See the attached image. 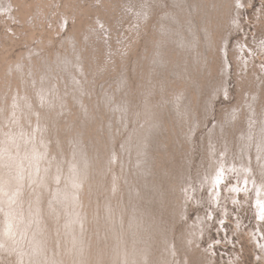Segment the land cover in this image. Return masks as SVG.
Returning a JSON list of instances; mask_svg holds the SVG:
<instances>
[{"label":"rangeland","instance_id":"374dc122","mask_svg":"<svg viewBox=\"0 0 264 264\" xmlns=\"http://www.w3.org/2000/svg\"><path fill=\"white\" fill-rule=\"evenodd\" d=\"M163 1L164 4L160 5L157 0H1L0 162L6 163V166H10L12 169L13 162H17L20 158L26 162H28L26 156H32L33 158H30L31 160L33 159V161L36 159L35 157L38 156V154L34 155L35 157L33 156L35 149H33L34 151L30 154L32 147L35 148L37 146L36 151L39 150L38 146L43 149L44 155L42 154L40 158H37L40 159V162L42 161L41 158H46V160L44 159V162L42 161L40 164H45L44 167H42V171L47 170L48 174L41 180L43 188L39 186L38 189L44 191L41 206L42 210H45L46 230H48L49 233V237H47V242L49 243L47 249L49 251L47 250V252L53 255V250H51L50 247H53L58 252L60 248L59 245H61V243H58L60 235L63 234L66 229L64 226L65 224L62 225V214H58L57 211L52 209L53 206L51 202H53L55 206L58 205L59 208V203L54 201L55 194L58 193V189H61L67 182L70 172L74 170L72 165L75 163V160L81 159L80 161L82 162V157L87 160L89 159L88 161L91 163V169L89 170L91 171H87V173L89 172V176H87L88 178L86 179L88 182L86 180L85 182L83 181L84 186L81 188L82 190L80 192L81 203L80 206L78 205V207H81V211L86 217V232L89 233L90 241H95L94 245L96 246V249L92 251V258L91 260L89 259V264H100L101 262L102 264H113V241L111 235L114 233V226L117 222V226L120 227L121 218L119 216V209L122 207V210L125 212L124 221L126 222V232H129L132 215L131 207L133 205L130 186L133 180L128 182L127 175H133V171L136 168L134 165L127 167L125 169V178H120L123 167L118 163L114 165L113 162H107L109 151L111 150V153L115 151L120 157L124 154L123 146L126 141H129L134 132H137V127L140 124V111L142 114L144 113L146 102L155 110L161 108L168 114L169 112L173 113L171 111L172 108H169L170 105H172L173 99H178L179 101L184 100L182 105L188 106L190 111L182 112V114L184 113L187 116V122H184L182 125L183 130H181V128L179 129L178 122L175 120L173 114L169 113L164 120L162 119L167 129L165 135L168 138L165 143L168 150L166 152V149H164L167 156L165 155L163 158L160 154L156 153L157 170L164 167L165 171L162 178H160L158 174H156L155 178L157 177L156 180L158 182L162 181L161 188L162 191L164 189L165 195L167 196L164 195L166 199L156 201L153 204L156 218L159 220L162 229H158L156 241L153 243V246H151L153 249L151 253L152 257H150L152 259L151 264H174L178 261H184L187 255L190 264H207L206 262L214 256L212 251H215L216 255L215 258L217 263L215 262V264H264V261L258 257L260 250L256 247L257 245L253 243L251 236L248 235L253 229L258 232L260 224V227H262L261 229H264V222L260 221L261 219L256 212V205L253 201V198L258 193L257 190L252 191L254 187H251L249 192L251 197L241 192L239 196L240 202L236 201L234 203L230 197H228V194L232 196V192L227 193L224 189V196L228 197V202L226 203L223 200L219 202L218 205L215 204L216 206H214V203L210 202L212 192L208 184H203L205 178L202 179V190L197 191L199 193L196 194L192 192L193 195H191L193 197L191 195V198H189L190 196L188 197V205H185L184 201H186V195L183 190L186 187L183 179L190 182V178L192 177V183L196 180L194 186L199 190L201 187L199 177L201 175H203L202 177L209 176L212 171H215V168H212L214 159L211 157L213 151L211 149V137L209 135L210 132L214 130L217 132V152L219 154L221 151L224 153L226 151L228 154V163L235 161L240 165L241 161H245L246 159L245 153H243L244 155L242 156L240 147L242 145L249 146V144L253 147L251 156L253 157L252 165L254 167L255 176L260 183L264 181V175L261 174L263 164L260 163L261 158L258 151L259 147H263L262 141L264 140V68H262L264 66V55L258 48L259 45L264 42V0H252V4H249L250 0H245L247 8L241 11V20L244 30L235 32L236 27L234 28L233 23L230 25L229 17L235 14V5H232V8L229 10L222 7L221 11L218 13H212L213 16L211 15V17L209 13L206 15L208 16L207 19H209V28L213 26L211 35H213L212 41L214 49L210 51V49H206L202 45L201 50L199 49V53L195 54L196 58L203 60L206 58V65L201 67L202 62L201 64H199L200 61L197 62L198 60L194 62L200 69L201 76L199 77V75H197V79L199 80L198 83H196V81L192 83L188 79L190 86L184 81H179L177 79L171 80L169 76L170 71L167 66H163L161 62L163 55L162 52L158 50L166 52L168 51L167 49H169L168 52H170L171 55L174 53L173 56H170L172 59L176 58V63L173 65V69L176 71L190 68L188 67L189 62L194 59L192 55L187 56L183 50L182 53L179 54L176 51L179 49V45L173 38L176 35L178 36V33H176L178 30L185 33L187 29L184 28V26L181 27L178 25V21L175 19L172 23L174 26H172L170 23V18L172 17L168 18V15H171L170 13L172 12L174 13L173 15H179L180 13V15H182L181 9L174 5L172 0ZM147 2L152 4L150 11H152L151 15L153 16L148 17L145 23H143L144 21L142 22V29L138 23L136 11L143 4L146 7ZM221 4L223 6V2H221ZM5 8L6 10H4ZM160 23L162 24L160 25ZM168 26L171 27V31L168 29ZM220 27L222 28L220 29ZM214 28L216 29L214 30ZM223 29L224 31H222ZM166 31L171 33V38L173 40H168L166 38L164 34ZM139 32L142 33L139 34ZM231 32L233 35L229 41L228 48H230L231 51L229 60L232 67L230 69L231 76L227 80L230 95L229 97H225L223 93L219 95V97L215 99L212 109L209 111V116L205 111L208 112L207 108H209V102L214 100L212 94L213 88L218 86L223 80V39L227 33L230 34ZM239 42L242 44L247 43L255 51L252 57V54L246 50V62L249 64L248 67L240 64L239 59H237L238 52L235 48ZM157 45H160V47ZM167 45L168 48L166 47ZM172 47L174 50H172ZM206 51H208V54ZM201 55L202 57H200ZM153 57H158L159 60L156 62L152 61ZM185 58L186 63H183L182 61H184ZM34 63L36 64L35 66ZM143 63L145 65H143ZM140 68L141 70L139 71ZM61 71L62 73H60ZM55 74L59 77L57 78ZM64 77L66 80H64ZM124 77L128 85L125 92L124 90L121 91L119 86L120 80ZM54 80L61 83H57ZM103 80L104 82H102ZM47 85L51 86V88ZM66 86L68 90L65 88ZM199 87L202 91H200L201 89ZM193 88L195 89L193 90ZM51 89H53V91H50ZM55 89L57 90L56 92L54 91ZM59 91H61V97L59 96ZM147 91L149 93L145 94ZM189 91L191 92L189 93ZM12 93H14V95ZM34 93L36 94L34 95ZM64 93H66V95ZM154 93H156V95ZM178 93L180 94L179 97L174 98L173 95ZM106 94L107 96H105ZM48 95L49 97H54L53 99L57 97L56 100H54L55 102L51 100L52 97L48 98ZM63 95H65V97ZM208 98L211 99L209 100ZM149 99H152V101ZM165 99H168V101ZM190 99V103L187 102V100ZM80 100L83 101L81 102ZM123 102L130 104L131 109H134H132L131 123H128L126 126H123L122 116H120V113H122L120 106ZM110 104L112 106H109ZM64 105L67 106L66 109H64ZM114 105H117V107L115 108ZM38 106L39 108H37ZM192 107H195L193 108L194 110L191 109ZM49 108L51 110H49ZM43 109H45V111ZM84 109H88V112L85 113L87 110ZM92 109L94 110L91 111ZM87 113H90V115ZM194 116L198 117L201 126L195 133L193 139L189 141V130L193 126L195 120ZM44 118H46V120ZM38 121H42V125ZM48 123L52 124L50 125ZM24 124L27 125L25 126ZM47 124L50 129L47 128ZM40 125L42 127H40ZM74 127L75 129H71ZM260 127H262L263 130H261ZM29 129L31 131H29ZM120 129H122L121 133ZM115 130L117 140L114 141L113 144L112 136ZM32 131H35V136H33L34 133ZM47 131H49L48 134L50 136L47 134ZM52 132L55 134H52ZM40 139L45 140L41 141ZM183 140L188 142H184ZM178 141L180 144L177 143ZM41 142L47 144L43 146L44 144L41 145ZM227 144L230 145V147L228 145V149L226 148ZM77 145L80 147H77ZM46 147L48 149L47 151ZM81 147H83V149ZM48 151L49 153H47ZM242 151L244 152L243 149ZM53 152L56 153L54 154ZM77 152L79 154H76ZM25 154L27 155L25 156ZM50 160L53 162H50ZM126 160L128 161L129 157H127ZM45 162H47L48 165ZM59 162L62 163V167ZM129 163H132L131 160H129ZM109 167L112 170L109 169ZM95 171L96 173H93ZM52 172H54V174L58 173L59 179L57 182L50 180L49 183L48 181ZM116 173L118 174L117 178L114 177ZM187 174L190 175V178L187 177ZM232 174L223 188H225L226 184H228L229 187L237 184V174ZM38 178H40V176H38ZM46 182H48V185L45 184ZM58 183L60 184L58 185ZM86 183L89 186H87ZM23 188H26V184ZM34 191L35 190L32 188L28 189V193L31 194H33ZM195 192L196 190L194 193ZM196 196L198 199L197 201H195ZM50 198H52V200ZM156 200H160V197H156ZM200 200L202 202H199ZM224 207H228L229 209L227 215L223 214ZM49 209L52 211L54 210L55 219H53L52 216L49 217ZM113 209L115 213L118 214L117 219L114 221L110 218V212ZM126 211H128V214H126ZM180 211H187V219L185 216L182 217ZM211 212L215 214V218H212V220L211 218L209 219ZM199 214L204 216L207 215L208 222H210L209 225L212 226H210L209 231L207 229V231L204 232L202 240L200 239L202 241V246H197L194 243L189 245L187 244V235H189L188 227H190L188 223L192 221L195 222ZM56 216H59L58 218L61 219V221H58L59 219L56 218ZM224 216H228L224 224L227 233L223 230L220 231L219 220H223ZM237 221L240 222V227H237ZM2 223L3 218L0 215V228ZM217 230L219 232H217ZM139 231H141V233L143 232L142 229ZM262 232L264 233V230ZM163 234L174 236V243H176L178 250V255L175 257V260L172 259L170 263L168 260L165 263L163 261L164 256H166V259L168 258L163 252V241L161 240ZM208 234L211 236L209 237ZM106 236H108L107 239H105ZM180 238L182 241H180ZM127 239L132 241V232H130ZM65 240L66 238L63 237L62 241ZM212 241L217 242L216 248L212 247V244L209 245ZM179 243L181 245H179ZM193 245L195 247H193ZM99 249L103 252V261L98 260V257L101 256L98 252ZM1 255L0 264H17V259L14 255H8V253L5 252H2ZM68 261L69 259L67 258V262Z\"/></svg>","mask_w":264,"mask_h":264},{"label":"bare ground","instance_id":"6f19581e","mask_svg":"<svg viewBox=\"0 0 264 264\" xmlns=\"http://www.w3.org/2000/svg\"><path fill=\"white\" fill-rule=\"evenodd\" d=\"M157 2L160 5L164 4L163 0H157ZM221 2H223V6H222ZM172 3L174 5H176L178 8L181 9L182 15H180L181 13L179 15H176V14L173 15L174 14L173 12L170 13L172 15V16L168 15V18L172 17V18H170V23L172 24L173 20L175 19V20L178 21V25H180L181 27L184 26V28L187 29V32H185V33L184 32H180L179 30L176 32V33H178V36L176 35L173 38L174 40H176V42L179 45V49H177L176 51L179 54V53H182V50H183L184 53L187 56L188 55H192L194 57V59H193V61H190V62L188 61L189 62V66L188 67H190V68L181 69V70L176 71V70L173 69V65L176 63V58H173V59L171 58V56H173L174 53H173V55H171V53L168 52L169 49H167L168 51H166V52H164L162 50H158L159 52H162V55H163L161 62H162V65L163 66H167L168 70L170 71V72L169 71L168 72L170 73L169 76H170L171 80H176L177 79L179 81H184V82L188 83V79H189L192 83L195 82V81H196V83H198L199 80L197 79V75H199V77H200L201 76V71L198 68V66H196V64L194 62H196V60H198L197 62L200 61L199 64H201V62H202L201 67H204V65H206V63H205L206 58H205V60L200 59V58H196L195 54L199 53V51L201 50V46L202 45L206 49H210V51L214 49V44H213V41H212L213 40V38H212L213 35H211V29L213 28V26H212V28H209V26H208V23H209L208 20L209 19H207L208 16H206V15L209 13V15L211 17L212 13L216 14L219 11H221L222 7L226 8L227 10H229V9L232 8V5H235V7H236L235 14H232V16L229 17L230 25H231V23H233L234 28L236 27L235 32L238 31V30H244L243 22L241 20V11H242V9L247 8V3L245 2V0H172ZM146 4H147L146 7L143 4L136 11V13H137L136 17H137L138 23L140 24V27H141V24H143V23H145V21H147L146 19L148 17L153 16V15H151L152 11H150L152 4L149 3V2H147ZM249 4H252V0H250ZM135 5H136V2H135ZM1 6H2V4H1ZM4 10H6V8ZM9 13H10V11H9ZM2 14H3V11H2ZM161 24L162 23H160V25ZM172 26H174V24H172ZM221 28L222 27H220V29ZM168 29L171 31V27L168 26ZM215 29L216 28H214V30ZM222 31H224V29ZM140 33H142V32H139V34ZM164 34H165V36H166V38L168 40H173L171 38V33L169 31H166ZM232 35H233L232 32L230 34L227 33L225 35L224 39H223V45H222V52H223V58L222 59H223V64H224V67H223V70H222V72H223V80H222V82L220 84H218V86H215L213 88L212 94L214 96V100H211L210 102L208 101L209 102V106H208L209 108H207L208 112L205 111V113H208V115H209L210 109H212V107H213V105L215 103V99H217L219 97V95H221L222 93L225 95V97H229V95H230V90H229V87H228L227 80L231 76L230 69H231L232 65H231V62L229 60V54H230L231 51H230V48H228V44H229V41H230ZM162 37H164V36H162ZM168 45L166 46L167 48H168ZM157 46L160 47V45H157ZM170 46H171V44H170ZM258 48H259L260 52L264 55V42L262 44H260ZM196 49H198V50H196ZM172 50H174L173 47H172ZM202 50H203V48H202ZM235 50L238 52L237 59H239L240 64L245 65V66L248 67L249 64L246 62V60H247L246 50L249 51L252 54V57H253V53L255 52L254 49L252 47H250L247 43L242 44L241 42H239V43H237ZM158 51H157V53H158ZM208 51H206L207 54H208ZM203 52H204V50H203ZM197 55H199V54H197ZM202 55L200 57H202ZM186 58L184 59V61H182L183 63H186ZM77 60H78V58H77ZM158 60H159L158 57H153V59H152V61H155V62L158 61ZM45 61H46V59H45ZM35 65L36 64L34 63V66ZM143 65H145V64L143 63ZM151 68H153V67H151ZM262 68H264V66ZM52 69H54V68H52ZM40 70H41V68H40ZM140 70H141V68L139 69V71ZM146 70H148V69H146ZM210 71H208V72H210ZM52 72H53V70H52ZM64 72H65V69H64ZM60 73H62V71ZM65 74H64V76H65ZM75 74H76V71H75ZM144 74H145V72H144ZM55 76L57 77L56 74H55ZM60 76H62V75H60ZM166 78H168V77H166ZM64 80H66V78ZM19 81H20V79H19ZM55 82H57V81H55ZM102 82H104V80ZM57 83H61V82H57ZM41 85H43V84H41ZM166 85H168V84H166ZM187 85H189V83ZM47 86L51 88L52 84H51V86H49V85H47ZM58 86H59V84H58ZM119 86H120L121 91L124 90V92H125V90H127L128 85H127V81H126L125 77L122 80H120ZM154 86H155V84H154ZM59 88H60V86H59ZM65 88H67V90H68L67 86ZM71 88H72V86H71ZM13 89H14V87H13ZM194 89L195 88H193V90ZM73 90H74V88H73ZM103 90H104V87H103ZM50 91H53V89H51ZM54 91L56 92L57 90L55 89ZM81 91H82V89H81ZM86 91H84V92H86ZM165 91H166V89H165ZM200 91H202V89ZM60 92L61 91H59V93ZM186 92H187V89H186ZM190 92L191 91H189V93ZM148 93L149 92L147 91V93H145V94H148ZM209 93H211V92H209ZM12 94L14 95V93H12ZM35 94L36 93H34V95ZM64 94L66 95V93H64ZM76 94H77V92H76ZM154 94L156 95V93H154ZM166 94H167V92H166ZM173 94H174V92H173ZM65 95H63V96L65 97ZM113 95H116V94H113ZM167 95H166V98H167ZM170 95H172V94H170ZM179 95L180 94L178 93V94L173 95V96H174V98H176V97H179ZM59 96L61 97V93L59 94ZM105 96H107V94ZM152 96H153V94H152ZM193 96H194V94H193ZM50 97H52V96H50ZM50 97L48 95V98H50ZM64 97H63V99H65ZM53 98L54 97H52L51 100L54 101V100H56L57 97L55 99H53ZM9 99H10V97H9ZM168 99L167 100L165 99V100L168 101ZM208 99L210 100L211 98H208ZM149 100L152 101V99H149ZM2 101H3V99H2ZM65 101H66V99H65ZM190 101H191V99L187 100V102H189V103H190ZM62 102H63V100H62ZM121 102H122V100H121ZM124 102H125V100H124ZM124 102L122 104L120 103L121 104L120 109H122V113H120L121 114L120 116H122V120L123 121L122 120L121 121L124 124L123 126H126L128 123H131L130 121H131V114H132V109L133 108L131 109L130 104L124 103ZM183 102H184V100L179 101L178 99H173L172 105H170V107H169V108H172L171 111L173 112V113H171V112H169V113L174 115L175 120L178 122L179 129L181 128V130H183L182 129L183 128L182 125L184 124V122H187V119H186L187 116L184 113L182 114V112L183 111L185 112V111L189 110L188 106H186V105L183 106L182 105ZM192 102H193V100H192ZM131 105H132V102H131ZM64 106H65L64 109H66L67 106L66 105H64ZM109 106H112V105L110 104ZM42 107H41V109H42ZM47 107H49V106H47ZM116 107H117V105L115 106V108ZM136 107H137V105H136ZM190 107H191V105H190ZM37 108H39V106ZM92 108H93V106H92ZM109 108H111V107H109ZM193 108H195V107H192L191 109H193ZM45 109H43V110L45 111ZM252 109H254V108H252ZM49 110H51V109L49 108ZM84 110H87V111H85V113L88 112V109H84ZM93 110L94 109H92L91 111H93ZM140 110H142V109H140ZM193 110H192V112H193ZM137 111H138V109H137ZM37 112H38V110H37ZM90 113L89 114L87 113V114L90 115ZM42 114H44V113H42ZM115 114H116V112H115ZM115 114H113V115H115ZM168 114L166 113V111H164L161 108H158L157 110H155L154 108L151 107V105L147 104V102H146V105L144 106V113L142 114V112L140 111V124L137 127V132H134V134H133L135 136H133V135L131 136L130 135L131 137H130L129 141H126L125 145L123 146L124 154L120 157L118 155V153H116L115 151L112 152V153L110 152L111 150L109 151V156H108L107 162L108 163H112L113 162L114 165H115V163H118V164L122 165V167H123L121 173L119 171L120 178H125V169L127 167H129L131 165H134V167L136 168L133 171L134 172L133 175H127L128 176L127 177L128 178V182L133 180L132 183H131V186H130L131 200L133 202V205L131 207L132 215H131V225L129 227V232H126V230H127L126 227H125L126 222L124 221V215H125L124 213L125 212L122 210V208H123L122 207V208L119 209V212H120L119 216L121 218L120 227L117 226V224H118V222H117V224L114 226V233L111 235V238H112V241H113V243H112V248H113V257H112L113 260L112 261H113V264H151L152 263V259L150 257H152L151 253L153 252V249L151 248V246H153V243H155V241H156V233H158V231H159L158 229H162V226L160 225L159 220L156 218V213H155V209L153 207V204L156 201H161V200L166 199L165 196H167V195H165L164 189L162 191V188H161L162 187V181L158 182L156 180L157 177L155 178L156 174H158V176L160 178H162L163 174H164V171H165L164 167L162 169H158L157 170L156 153L160 154L162 156V158L165 157V155L167 154L166 152H167L168 149H167V145L165 143V141L168 138L165 135L167 129H166V126L164 125V121L162 122V119L164 120L165 117ZM34 115H35V112H34ZM109 115H110V113H109ZM62 116H65V115H62ZM254 116H255V114H254ZM194 117H195V120H194L193 126L189 130V141H190V139H193L195 133L197 132V130L201 126V123L199 122L198 117H196V116H194ZM40 118H41V116H40ZM52 118H54V117H52ZM86 118H87V116H86ZM91 118H92V116H91ZM44 119L46 120V118H44ZM80 119H81V117H80ZM258 119H259V117H258ZM114 120H116V119H114ZM38 122H40V121H38ZM41 122H40V124L42 125ZM49 122H51V121H49ZM48 124H50V123H48ZM48 124L46 125L47 128H49ZM41 125H40V127H42ZM84 125H85V122H84ZM77 127H78V125H77ZM86 127H87V125H86ZM71 129H75V127L71 128ZM260 129L263 130L262 127H260ZM44 130H46V129H44ZM173 130H175V129H173ZM29 131H31V130L29 129ZM32 132L34 133L35 131H32ZM48 132L49 131H47V134H48ZM121 132H122V129H120V133ZM53 133L54 132H52V134ZM216 133L217 132L214 130V131L210 132V134H209L210 137H211L210 138L211 149L213 151V153L211 154V157H213V159H214V161L212 160L213 164L212 163L211 164H212V168H215V171L214 172L212 171L211 174H209V176L202 177L203 175H201L199 177L200 182H201V187L199 188V190L196 189L195 186H194V182L196 180L192 183V177L190 178V175L187 174V177L190 178V182L183 179V182H184V184L186 186L183 189L185 191V195H186V197H185L186 201H184L185 205L189 204L188 197L192 194V192H193V194H196V193H199L197 191L202 190V188H203L202 187L203 186L202 185V179H204V178L205 179L203 180L204 181L203 184H208V186L210 187L211 192H212V197L210 198V202L214 203V206H216L215 204L218 205L219 202H221L223 200L227 203L228 202L227 201L228 197H230V199L233 201V203L236 202V201H239V196H240L241 192H243V194H245V195L248 194V197L249 196L251 197V195H249V192L251 190V187H254L255 190L253 189L252 191H256V190L258 191L257 195L253 198V201H254V203L256 205V212H257L259 218L261 219L260 221L264 222V181H262L260 183L259 181H257L256 176H255L254 167L252 165L253 157L251 156V151H252L253 147H251L250 144H249V146H247V145L243 146L242 145L240 147L241 148V152H242V156L244 155L243 153H245V155H246L245 161H241L240 165H238L237 162H235V161H232L231 163H228L227 162L228 154L226 153V151H225V153L223 151H221L219 154L217 152V145H218L217 143L218 142H217ZM25 134H26V132H25ZM20 136H21V134H20ZM33 136H35V133L33 134ZM36 136H37V134H36ZM22 137H23V135H22ZM34 139H35V137H34ZM38 139H37V141H38ZM31 140H33V139H31ZM42 140H45V139H42ZM98 140H100V139H98ZM116 140H117V136H116V130H115V132H114V134L112 136L113 144H114V141H116ZM28 142H30V141H28ZM47 142H48V140H47ZM58 142H57V144H58ZM184 142H188V141L185 140ZM262 142H263V147H259L258 151L260 153V158H261L260 163L263 164V169H262L261 174L264 175V140ZM60 143H61V141H60ZM73 143L75 144L74 141H73ZM177 143H179V141ZM35 144H37V143H35ZM46 144L42 143L41 145L45 146ZM192 145H194V144H192ZM228 145L229 144H227V147H226L227 149L230 147V145H229V147H228ZM27 146H28V144H27ZM175 146H176V144H175ZM180 146H182V145H180ZM204 146H205V144H204ZM36 147L35 148L32 147L31 148L32 151L30 150V154H32L31 152H33L34 151L33 149H35V151L33 152V156L38 154V156H36V157L34 156L36 158L34 161H33V159L31 160V158H30L32 156L28 157V156H26L27 154H25L28 162H26L25 160L20 158L17 162H15V163L13 162V168L12 169L10 168V166H6V163L0 162V215L3 218V223H2V226L0 228V259L2 257L1 253L5 252V253H8V255H14L16 257V259H17V264H67V263L68 264H71V263H74V264H89V261L92 258V253H93L92 251L96 249V246L94 245L95 241H92V240L90 241L89 233L86 232L87 231L86 230V225H85L86 217L84 216V213L81 211V207H78V205L80 206V203H81L80 192L82 190L81 188L84 186L83 185V181L85 182V180L88 178L87 176H89L88 175L89 172L87 173V171L89 169H91L90 168L91 167V163H89V161H88L89 159L87 160L86 158L81 156L83 158L82 162L80 161L81 159L80 160L76 159L77 161L75 160V163L73 165L70 164V165H72L74 170L72 172H70L69 177L67 179V182L64 185L65 187L62 186L63 187L62 188L61 185H60L61 189H58V193L55 192L56 194H55V198H54L55 200L54 201L55 202L57 201L59 203V208H58V205L55 206V204L50 201L52 206H53L52 209L57 211L58 214H62V218H63L62 225L65 224L64 226H65V229H66L63 232V234L60 235L58 243H61V245H59L60 248H59L58 252L53 247H50L51 250H53V255H50V252H47V250H48L47 248L49 247V243L47 242V240H48L47 237H49V233H48V230H46L47 223L45 222L46 221L45 210H42V206H41L42 195H44V191L42 189H38L39 186L42 187L41 180H42V178L44 176H46L48 174V172H47V170L42 171V167H44L45 164L44 165L40 164L44 159L46 160V158L44 156H43L44 158H41L42 159L41 162H40V159H39L41 157V155L43 154V149L38 146L39 150L36 151L37 150ZM47 147H49V146H47ZM47 147H46V151L48 150ZM77 147H80V146L77 145ZM81 148L83 149V147H81ZM194 148H192V149H194ZM164 149H166V152H165ZM242 149L244 150V152L242 151ZM44 152H45V150H44ZM80 152H82V151H80ZM127 152H128V154H127ZM173 152H174V150H173ZM47 153H49V151ZM76 154H79V153L77 152ZM56 155H58V154H56ZM80 155H83V154H80ZM37 157H39V158H37ZM127 157H129V160H131L132 163H129V160L128 161L126 160ZM54 158H52V159H54ZM78 158H80V157H78ZM106 158H107V156H106ZM51 160H50V162H53ZM58 160H60V159H58ZM58 160H56V161H58ZM45 163L47 164V162H45ZM50 164H52V163H50ZM56 164H57V162H56ZM60 164H61V167H62V163H60ZM97 164H98V162H97ZM28 165H29V167H28ZM61 167H59V168H61ZM63 167H64V165H63ZM109 169H111V168L109 167ZM89 171H91V170H89ZM93 173H96V171L93 172ZM232 173L237 174V178H236L237 179V184L236 185H232L230 187H229L228 184H226L225 188H223V186L225 185V183H227V180L230 178ZM191 175H192V173H191ZM38 176H40V178H38ZM232 176H233V174H232ZM114 177L117 178L118 174L117 173L114 174ZM58 179H59V174L58 173L54 174V172H52L48 182L50 183V180L51 181L53 180V181L57 182ZM61 181H63V180H61ZM86 181L88 182V180H86ZM164 181H165V179H164ZM48 182H46L45 184H47ZM52 183H54V182H52ZM25 184H26V188H23L25 186ZM59 184L60 183H58V185ZM86 185L89 186L87 183H86ZM198 187H199V184H198ZM29 188H32V189L35 190L33 194L28 193V189ZM48 188H49V186H48ZM224 189H225V191L227 193L228 192L229 193L232 192V196H229L230 194H228V197L224 196V192H223ZM195 190H196V192L194 193ZM54 191H55V188H54ZM191 196L189 198H191ZM53 197H54V195H53ZM125 197H126V195H125ZM156 197H160V200H156ZM50 199L52 200V198H50ZM195 199H196L195 201L198 200L197 196H196ZM166 201H165V203H166ZM191 201H192V199H191ZM199 202H202V201L200 200ZM109 208H110V206H109ZM54 210L53 211L51 209L48 210L49 211L48 212L49 217L52 216L53 219H55V215L53 213ZM211 211H213V210H211ZM51 212H52V215H51ZM180 212L182 214V217L185 216L186 219H187V211H180ZM110 213H111V217H110L111 220L112 221L116 220L117 217H118V214L115 213V210L114 209L111 210ZM228 213H229L228 207H224L223 214L227 215ZM126 214H128V211H126ZM58 217L59 216H56V218H58ZM114 217H115V219H114ZM227 217L228 216H224L223 220H219V222H220L219 225H220V229H221L220 231L223 230V231H226V233H227V230L225 229L224 224H225V221L227 220ZM210 218H211V220H212V218H215L214 212L210 213L209 219ZM195 220H196L195 222L192 221V220H189V221H192V222L188 223V224H190V227H188L189 235H187V241H188L187 244L192 245L194 243L197 246L198 245L202 246L201 245V242H202L201 240L204 237V232L207 231V229L209 231V228L212 225H209L210 222H208L207 215L204 216L202 214H199V216ZM58 221H61V219H59ZM260 225H259L258 232H256L255 229H253V230H251L250 233H248V235L251 236V239H252L253 243L256 244L257 245L256 247H258V249L260 250V254H258L259 259H262L264 261V233L262 232L264 229L262 230L261 229L262 227H260ZM237 227H240V222H238V221H237ZM140 229L143 230L142 233H141V231H139ZM145 230H147V231H145ZM62 231H63V229H62ZM130 232H132V241L127 239V237H129ZM217 232H219V231L217 230ZM108 233H109V231H108ZM208 233H210V232H208ZM58 234H59V232H58ZM100 236H101V233H100ZM208 236H209V234H208ZM63 237L66 238L65 241H62ZM173 237L171 235H169V234H163L161 236V238H162L161 240L163 241V244H162L163 252L168 256V258L166 259V256L163 255L164 256L163 257L164 263L167 262V260L170 263V261L172 259L175 260V257L178 255V250H177V247H176V243H174L175 241H174ZM107 238H108V236H106L105 239H107ZM157 241H159V240H157ZM180 241H182L181 238H180ZM160 243H162V242H160ZM181 244H182V242H181ZM181 244L179 243V245H181ZM183 244H185V243H183ZM209 245H211L212 247L216 248L217 242L216 241H212V243H210ZM138 246H139V248H138ZM193 247H195V246L193 245ZM193 247H191V248H193ZM180 249H182V248H180ZM98 252L101 255L100 257H98V260H102L103 261V257H102L103 256V252L101 251V249H99ZM206 252H208V251H206ZM212 252L214 253V256L211 257V259L208 258L209 260L206 262L207 264H215V262L217 261L216 258H215V256H216L215 255V251H212ZM213 253H211V254H213ZM65 256H66V258H65ZM95 256H96V254H95ZM187 256H185L184 261H178V262H175L174 264H190L189 258ZM67 258L69 259L68 262H67ZM237 259H238V257H237ZM100 264H102V262Z\"/></svg>","mask_w":264,"mask_h":264}]
</instances>
